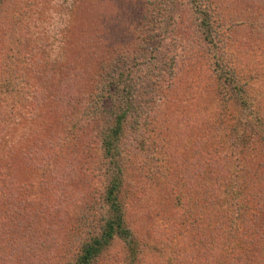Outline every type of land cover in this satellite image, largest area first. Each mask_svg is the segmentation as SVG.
<instances>
[{
  "label": "rangeland",
  "instance_id": "obj_1",
  "mask_svg": "<svg viewBox=\"0 0 264 264\" xmlns=\"http://www.w3.org/2000/svg\"><path fill=\"white\" fill-rule=\"evenodd\" d=\"M58 1L61 0H0V202H3L1 199L6 182L17 179L14 183L15 186L22 184V199L32 200L25 202L23 208L32 218L43 215L42 210L46 209V190L42 186V178L47 168L42 166L43 151L56 143L61 134L66 135L67 139L69 129L78 117H90L92 110H95L97 95L95 92L90 93L88 82L79 84L72 80L71 71L64 74V80L68 82L62 85L57 82L54 86L50 102L53 106L52 126L48 127L41 117H38L39 123H31L29 104L34 98L28 95L30 91L26 90L28 88L25 84L19 81L21 75H30L31 47L40 48L31 57L36 62L39 77L42 75L40 67L46 65L42 50L51 47L54 55L49 56V63L55 65L58 41L62 37H68L66 48L70 52V59L76 64L87 60L88 53L95 58L99 52L106 50L110 53L114 46H121L124 42L132 41L133 46L138 47L140 39L147 36L146 29L137 30V26L142 27L141 15L146 8L152 7L154 1L159 2L74 0L71 6L66 7L64 3L57 5ZM163 1L168 0H162L160 4ZM197 1L211 14V22L215 27L217 24L220 26L219 22L222 23V27L217 26L220 34L214 45L206 46L200 40L195 24L198 13L190 6L191 3L188 0H173L171 4L175 5L176 11L170 30L167 34L159 31L154 36V44L158 43L161 52L175 56L172 68L163 67L157 71L143 64L135 75L146 76L152 82L148 86L146 81L139 80V90H142L140 95L149 102L147 118H142L144 121L139 135H146L149 147L141 152L135 140L123 146L125 185L122 197L129 198V225L141 247V260L136 264L225 263L223 259L217 260L219 256L207 248L210 241L206 245L198 242L200 240L193 235L194 229L185 223L181 224L175 217L176 211L185 213L183 205L177 203L176 196L190 188L197 195L199 205L206 204L202 195L208 192L218 197L219 210L222 208L229 216L231 213L225 200L231 190L227 189L224 180L242 163V160L238 163V159L233 158L236 152L231 144L234 133L231 129L233 124L243 119L247 123L251 121L247 119L248 114L238 106L230 85L217 76L216 72H221V66L227 71L228 77L235 73L240 83H247L248 93L254 103L252 113H257L256 109L259 108L260 113L264 114V0ZM66 10L69 14L65 18L71 25L67 24V27L66 24L62 26L58 23V18ZM255 19L260 21V29L251 25ZM50 42L52 45L48 44ZM31 77L37 79L36 75ZM258 100L261 105L257 104ZM38 107L41 109L40 100ZM19 124L21 130L26 131L24 135L16 129ZM24 126L26 129L29 127L28 130ZM91 131L59 154L60 160H68L71 165L67 167L69 172H65L66 166L61 169L60 178L57 179L60 182L59 188L70 193L72 203L62 209L66 212L64 221L67 219V224L78 213L90 216L87 207H96V201L92 202V198L98 196L99 176L105 173ZM6 133L10 134L9 137L15 135L16 139L24 140L25 135L29 138L11 145L12 153L8 156L1 150H4V146L8 147L9 142L13 143ZM53 146L57 151L58 145ZM210 156L212 162L215 161L213 165L208 164ZM261 174L264 175V170ZM171 185L174 188L169 189ZM54 208L50 202L44 214L49 212L51 215L48 218L53 217L56 215ZM100 216L96 214L94 222H99ZM81 220L84 221L82 217ZM40 224L43 227V221ZM36 227L32 233L37 235L27 240L21 233H16L14 237L2 229L5 235L0 234L2 252L10 254L13 259H20V242L25 241L28 246L25 254L30 255L33 247L30 241L41 239L39 224ZM17 237L19 240L14 241ZM57 240L54 243L59 247L53 248L50 253L55 255L52 259H58L63 264L73 247L64 253L66 246ZM204 249L208 250L205 259L200 257ZM263 261L264 257L261 256L259 262L262 264ZM14 263L38 264L32 262V259ZM132 263L128 260L126 244L116 237L96 264Z\"/></svg>",
  "mask_w": 264,
  "mask_h": 264
},
{
  "label": "trees",
  "instance_id": "obj_2",
  "mask_svg": "<svg viewBox=\"0 0 264 264\" xmlns=\"http://www.w3.org/2000/svg\"><path fill=\"white\" fill-rule=\"evenodd\" d=\"M73 1L61 0L57 2V5L64 3L67 7L71 6ZM161 1H154L152 7L146 8L144 14L141 15L142 27L137 26V30L140 28L141 30L146 29L147 36L143 40L140 39L138 47L133 46L132 41L126 42L127 44L124 42L123 45L120 44L121 46H114L110 53H107L106 50L103 53L99 52L95 58L88 53L87 60L76 64L70 59V52L66 48L68 37H62L58 41L59 51L55 55L57 62L55 65L49 63V56L54 55L53 50H50L51 47L42 50L43 61L46 65L43 68L40 67L42 74L40 77L35 65L36 62L31 58L40 48L31 47L29 53L30 75L28 77L21 75L19 80L28 88L26 90L30 91L28 95L34 98V101L30 104L29 99L27 101L32 113L31 123H39L38 117H41L42 122L45 121L44 123L48 127L52 126L53 106L50 102L51 97H53L54 86L57 82L58 85L68 82L66 79L64 80V74H69L71 71H73L72 80L79 84L89 83L90 93H96L97 102L95 101V110H92L90 117H87V119L78 117L74 120L67 139H65L66 135L61 134L60 137H57L56 143L48 146L42 153V166L47 168L42 178V186L46 190L45 208L49 209L51 202L55 207L56 215L48 218L51 214H48L49 212L44 214L46 209H43V215L29 217L23 208H25V202H32V200L30 198L22 199V193H24L21 189L22 184L15 186L14 182H17V179H14L13 182H6L3 187L4 194L3 199H1L3 202H0V234L4 235L2 229H6L8 233H11L10 236L14 235L15 237L16 233H21L23 238L27 240V238L37 235L32 232L36 231V224H39L40 230L38 231L41 239L30 241L33 244L30 255L25 254L28 251L25 241L20 242L22 247L20 254L22 257L20 259H13L10 254L6 255L0 249V264H15L14 262L28 259H32V262L38 264H55L58 259H52L55 255H51L50 250L59 247L58 244L54 243L58 241L57 239L66 246L64 253H68L73 247V251L71 250L64 258L63 264H96L116 237L121 238L126 244L128 260L131 263L134 260L136 261L132 264H136L141 260L139 255L140 242L136 239L137 237L129 225V198L122 197L125 185L123 146L130 145L135 140V144L139 146L141 152L149 147L146 135H139L142 121H144L142 118L144 116L147 118L146 113H148L149 103L143 98L142 94L140 95L142 90H139L141 86L139 80L146 81L148 86L152 82L146 76H135L137 70L144 64L147 65L146 67L151 66L152 69L155 68L157 71H161L163 67L172 68L175 61L174 55L161 52L157 47L158 43L154 44L156 41L154 39L155 34H159V31L162 34L168 33L176 11L175 5L171 4L173 0L163 1L160 4ZM188 2L198 13L195 24L198 28L200 40L206 46H213L218 34H220L217 26L222 27V23L219 22L220 26L217 24L215 27L211 22V14L206 8H202L197 0H188ZM77 8H79V4H77ZM68 10L64 11L61 18H58V23L62 26L66 24V27L67 24L71 26L65 18L69 14ZM251 25L255 26L256 29L261 28L260 21L256 19ZM138 36L141 35L138 33ZM48 44L52 45L51 42ZM99 49L104 48L100 47ZM216 65L218 67V64ZM222 68L223 66H221V72L219 73L215 70L217 76L230 85L235 93L238 106L248 114L247 119L249 118L251 121L247 123L241 118L242 122L239 121L233 124L231 129L234 132L231 144L236 152L233 158H237L238 163L242 160L239 167H236L233 173L224 180L227 189L231 190L225 199L231 213L229 216L222 211V208L219 210L218 197L208 192L202 195L206 204L199 205L196 200L197 195L195 196L190 188L189 190L186 189L185 193L176 196L177 203L183 205L185 213L176 211L175 217L178 218L181 224L185 223L188 227L191 226L190 229H194L193 235L200 240L198 242L206 245L207 241H210L207 248H211V252L219 256L217 260L219 258L220 261L223 259L224 264H261L259 259L261 256L264 257V181H262L264 175L261 174L264 170V114L260 113L259 108L256 109L257 113H252V104L254 103L252 102L253 98L248 93L247 83H240L235 73L228 77L227 71ZM31 75H36L37 79L35 77L30 78ZM70 84H73V82ZM142 89L145 92V86ZM39 100L41 109L38 107ZM257 102L258 105H261V101L258 100ZM19 123H21V120ZM96 126H98V129ZM28 128L26 129L24 126V129L28 130ZM16 129H19L23 135L26 133L25 130H21L22 126L20 124ZM90 130H92L91 134L97 142L105 166L103 170L105 173L99 176L100 187L96 192L98 196L92 198V202L95 203L96 201L95 206L97 208L87 207L90 216L85 215L86 211H84L85 214L78 213L67 224V219L64 221L66 212H63L62 209L67 208L72 202L69 198L70 193H66V191L59 188L60 182L57 179L60 178L61 169L66 166L64 170L69 172L67 167H71V165L68 160H60L59 154L63 149L67 151L74 142L79 140L81 136L87 135ZM134 133H137V135ZM6 134L9 137L10 134ZM28 138L25 135L24 140H28ZM9 139L13 143L9 142L8 147L4 146V150L1 149L8 156L12 153L11 145H17L18 141L24 142V140L16 139L15 135H11ZM54 144L58 145L57 151H55ZM211 158V156L208 158L211 161H209V165L215 163V161L212 162ZM13 186H15V189H12ZM170 188H174V186L171 185ZM50 191L52 192L50 193ZM171 213L173 212L171 211ZM96 214L101 215L99 218L100 223L93 220ZM81 217L84 221L81 220ZM42 221L43 227L40 224ZM18 238L13 240L17 241ZM47 249L48 251H46ZM205 250L200 254V257L204 259L208 254V250ZM202 262L205 261L202 260ZM58 263L62 264L60 261ZM262 264H264V261Z\"/></svg>",
  "mask_w": 264,
  "mask_h": 264
}]
</instances>
